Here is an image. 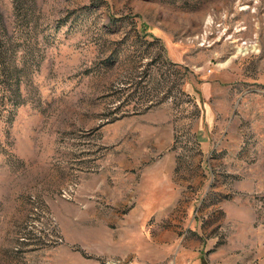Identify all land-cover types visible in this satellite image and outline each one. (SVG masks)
Returning <instances> with one entry per match:
<instances>
[{"label":"rangeland","instance_id":"obj_1","mask_svg":"<svg viewBox=\"0 0 264 264\" xmlns=\"http://www.w3.org/2000/svg\"><path fill=\"white\" fill-rule=\"evenodd\" d=\"M0 45V264H264V0H0Z\"/></svg>","mask_w":264,"mask_h":264},{"label":"crops","instance_id":"obj_2","mask_svg":"<svg viewBox=\"0 0 264 264\" xmlns=\"http://www.w3.org/2000/svg\"><path fill=\"white\" fill-rule=\"evenodd\" d=\"M144 200V199H143ZM162 206H164L165 207V204H163ZM145 208V207H144ZM146 209H151V208H146Z\"/></svg>","mask_w":264,"mask_h":264},{"label":"trees","instance_id":"obj_3","mask_svg":"<svg viewBox=\"0 0 264 264\" xmlns=\"http://www.w3.org/2000/svg\"><path fill=\"white\" fill-rule=\"evenodd\" d=\"M0 49H1V45H0Z\"/></svg>","mask_w":264,"mask_h":264}]
</instances>
